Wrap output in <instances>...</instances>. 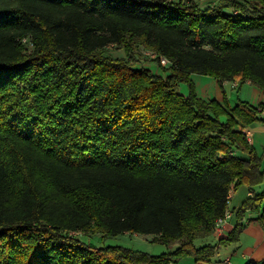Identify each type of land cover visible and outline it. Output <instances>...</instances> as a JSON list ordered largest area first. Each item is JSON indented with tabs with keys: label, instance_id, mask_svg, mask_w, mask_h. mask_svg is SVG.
<instances>
[{
	"label": "trees",
	"instance_id": "1",
	"mask_svg": "<svg viewBox=\"0 0 264 264\" xmlns=\"http://www.w3.org/2000/svg\"><path fill=\"white\" fill-rule=\"evenodd\" d=\"M116 44L125 56L101 52ZM142 48L167 77L136 68ZM193 73L264 89V0H0V264L207 263L248 209L264 227L262 192L227 238L196 244L232 187L264 180L244 132L264 105L202 99ZM74 232L181 245L94 247Z\"/></svg>",
	"mask_w": 264,
	"mask_h": 264
},
{
	"label": "crops",
	"instance_id": "2",
	"mask_svg": "<svg viewBox=\"0 0 264 264\" xmlns=\"http://www.w3.org/2000/svg\"><path fill=\"white\" fill-rule=\"evenodd\" d=\"M219 1L220 0H201V4L210 3L214 5L219 3ZM164 72L166 73V71ZM154 73L163 75L160 70H157ZM191 78L194 81L195 91L198 97L202 99H216L219 102H224V100H227V102L232 107H235L240 101H245L258 108L264 105V89L253 84L251 81L240 83L239 80H226L220 85L215 77L209 75L193 73L191 74ZM182 85L184 84H179V90L183 95H185L187 89ZM260 118L262 120L256 121L247 127L251 132L249 142L254 146V148L257 149L258 154H260L264 148V113L260 114ZM255 194H257L256 191H250L246 185L236 186L234 188L228 205V211L231 212L232 216L225 223L224 232L222 235H211L214 238V244L219 240V238L228 237L238 222H240L237 212L242 206L243 202L248 197H252ZM261 211L262 207L257 209H248L241 220L245 227L240 235L239 241L219 246L210 262L201 263L197 262L192 256H185L172 264H247L250 260H263L264 227L258 219ZM198 240H196L197 245H202L205 243L204 239ZM180 245L181 243L176 241L167 245L166 248L162 249L161 252H173Z\"/></svg>",
	"mask_w": 264,
	"mask_h": 264
},
{
	"label": "rangeland",
	"instance_id": "3",
	"mask_svg": "<svg viewBox=\"0 0 264 264\" xmlns=\"http://www.w3.org/2000/svg\"><path fill=\"white\" fill-rule=\"evenodd\" d=\"M223 3V0L219 1V4ZM207 5V4H204ZM142 55H140V63H137L136 68H147L152 71H157L160 70V72L164 76L167 77L170 72H164L165 70L157 64V62H151L148 61V58H153L151 55L150 51L145 50L144 48L141 49ZM101 52H103L105 55L108 56H113V57H120V56H125V51L121 45H110L106 48H104ZM159 75V74H158ZM181 84L184 88H186V96L189 95L190 93V88L189 85L185 82H182ZM257 151V149L255 148ZM258 153V152H257ZM264 154V148L262 149L261 153L258 155H263ZM263 170H264V164H263ZM241 186V185H239ZM253 191H256L257 194H260L264 192V180L263 182L255 185L253 187ZM74 235H77L80 237V240L87 244L91 245L94 247H103L107 245H122L125 247H130L136 250L152 253V254H159L162 253V249L166 248L167 245L160 243L159 241L155 240V235H146V234H131V233H126V234H119L116 236H105L102 235L101 233H89L86 232L85 234L83 233H78L74 232ZM206 243H214V238L212 236H208L206 239H204ZM199 241V240H198ZM152 251V252H149Z\"/></svg>",
	"mask_w": 264,
	"mask_h": 264
},
{
	"label": "built area",
	"instance_id": "4",
	"mask_svg": "<svg viewBox=\"0 0 264 264\" xmlns=\"http://www.w3.org/2000/svg\"><path fill=\"white\" fill-rule=\"evenodd\" d=\"M24 41H26V39H24ZM151 55L153 57H156V55L154 53H151ZM161 64L163 66H168L170 64V61L165 58V57H161ZM262 113H264V110L262 111ZM244 132L248 138V140L250 139L251 137V132L248 128L244 129ZM234 190V187L231 188L230 192H229V198L231 197V194ZM232 216L231 212L230 211H226V213L224 214V216L220 217L216 224H215V227H214V231H213V234L216 235V236H219V235H222V233L224 232V225L225 223L228 221V219H230ZM220 239V238H219Z\"/></svg>",
	"mask_w": 264,
	"mask_h": 264
}]
</instances>
